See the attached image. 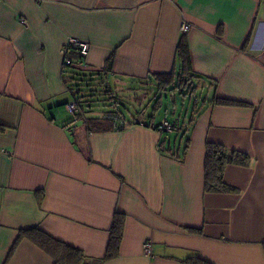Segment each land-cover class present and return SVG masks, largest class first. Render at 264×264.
<instances>
[{"label":"crops","instance_id":"1","mask_svg":"<svg viewBox=\"0 0 264 264\" xmlns=\"http://www.w3.org/2000/svg\"><path fill=\"white\" fill-rule=\"evenodd\" d=\"M72 37L102 70L94 83L109 75L86 116L120 110L122 130L71 123ZM182 72L194 89L178 86ZM161 91L187 95L180 130L152 127L166 121ZM208 142L246 156L225 168L232 190H206ZM117 216V256L104 260ZM32 228L84 264H264V0H0V264H54L21 236Z\"/></svg>","mask_w":264,"mask_h":264},{"label":"trees","instance_id":"2","mask_svg":"<svg viewBox=\"0 0 264 264\" xmlns=\"http://www.w3.org/2000/svg\"><path fill=\"white\" fill-rule=\"evenodd\" d=\"M178 51L184 58V63L186 66L191 64L190 54L186 36H183L182 42L178 47ZM74 54V55H73ZM69 55L71 56L73 62L71 64H66L64 61V69L63 72L66 73V77L68 78V83H71L68 88L75 95V98L79 102V111L74 114L75 118L72 119L71 123L75 121V119L84 118L85 124L90 132H105L110 130H116L115 125L112 119L115 116L122 117L124 119L123 114L120 110L117 111H107L101 117L100 116H92L87 117L85 109H90L94 103V101H101L99 95H97L98 90H103V87L100 88L99 85L95 84L94 81L96 76L102 75V70H91L86 67H78L76 65L75 59L79 58V54L72 50ZM160 80H162L167 86L169 82L172 80V76L169 73H159L158 74ZM194 74L184 72L178 75V79L176 80L178 86H184L183 88H189V91L195 88V82L193 81ZM177 84H173L176 85ZM85 86L89 89V93L83 91L82 87ZM106 95V93H103ZM94 97V98H93ZM97 97V98H96ZM114 98L111 96L108 98V101L113 100ZM216 102L223 103H234L229 101H224L221 99H216ZM115 104V103H114ZM238 104V103H234ZM110 116V117H109ZM114 116V117H112ZM156 129H159V125H155ZM122 130V129H121ZM246 156L240 154V152L236 150H228L226 147L208 142L206 149V158H205V187L207 191L214 192H222L232 190L224 182V171L228 164L230 163H246ZM123 234V220L121 217L117 216L113 227L111 230V239L108 247V251L104 260L113 258L117 256V251L119 248V244L122 239ZM22 237H28L32 240L38 247L42 250L46 251L54 260V264H84L86 260V255L84 252L76 247L70 246L64 242H61L52 236L48 235L44 231L38 228H32L23 230L21 233ZM192 264H208L198 257H192L189 259Z\"/></svg>","mask_w":264,"mask_h":264},{"label":"built area","instance_id":"3","mask_svg":"<svg viewBox=\"0 0 264 264\" xmlns=\"http://www.w3.org/2000/svg\"><path fill=\"white\" fill-rule=\"evenodd\" d=\"M181 29L183 32H186L190 29V25L189 23L187 22H184L181 26ZM68 50L65 54V58H64V61L66 64H71L73 62L71 56L69 55V51H72V50H75L80 56L79 58L75 59L74 61L76 62V65L78 67H86L88 66L87 65V56L90 52V45L89 43L87 42H84V41H81L77 38H69L68 40ZM69 109L72 113H77L79 111V102L77 99H75L74 101L70 102L69 103ZM110 117V116H109ZM114 117V116H112ZM114 122V125H115V129L116 130H121L123 128H125L126 126V121H124V119L122 117H119V116H115L113 119H112ZM152 127L155 128L154 124H152ZM176 129H178V124L177 122H168V121H164L162 124L159 125V129L160 131H163V132H166V133H169V132H173L175 131ZM144 248H145V251L148 253V254H151L152 252V245L149 241H146L144 243Z\"/></svg>","mask_w":264,"mask_h":264},{"label":"rangeland","instance_id":"4","mask_svg":"<svg viewBox=\"0 0 264 264\" xmlns=\"http://www.w3.org/2000/svg\"><path fill=\"white\" fill-rule=\"evenodd\" d=\"M105 74H107V73H105ZM104 76L102 77V80L99 83L101 88L103 87L104 82L107 80L106 76L108 77L109 75H106L105 77ZM128 91H129V89H128ZM132 91H133V89H132ZM124 95H125L124 97H120V96L119 97L122 98V100L124 102H126L125 106L130 108L131 106L134 105L135 102L127 100V99H129V95L128 94L126 95V91H125ZM186 96L187 95L182 96L181 93H176L174 95V94H170V92H168V91H161V94H158L155 98V101L159 99V100H161V102H163L162 110H161V112L158 116V119L156 121L160 122V121H162V119L166 120L168 122H174V121L177 122V121H179V119L183 120L184 116L181 117V115H183V112L185 113V110L187 108L186 104H188V102L186 101L187 100ZM136 102H137V104H139L138 100ZM126 104H128V105H126ZM59 107H61V106H59ZM74 118H75V116L73 114H71V119H74ZM177 124H178V130H180V128H179L180 123L177 122ZM180 127H181V124H180Z\"/></svg>","mask_w":264,"mask_h":264}]
</instances>
